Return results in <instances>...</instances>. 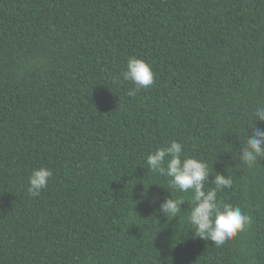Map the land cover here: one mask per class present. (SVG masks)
I'll use <instances>...</instances> for the list:
<instances>
[{
    "label": "trees",
    "instance_id": "obj_1",
    "mask_svg": "<svg viewBox=\"0 0 264 264\" xmlns=\"http://www.w3.org/2000/svg\"><path fill=\"white\" fill-rule=\"evenodd\" d=\"M129 56L154 72L135 97ZM257 105L264 0H0V264H264V160L237 156ZM172 138L253 218L223 247L193 236L187 201L157 211L167 178L145 156Z\"/></svg>",
    "mask_w": 264,
    "mask_h": 264
},
{
    "label": "clouds",
    "instance_id": "obj_2",
    "mask_svg": "<svg viewBox=\"0 0 264 264\" xmlns=\"http://www.w3.org/2000/svg\"><path fill=\"white\" fill-rule=\"evenodd\" d=\"M120 75L124 81L132 84L127 92L129 97H135L141 90L149 89L155 82L152 66L136 56L126 59ZM250 119L255 122L246 129L247 135L237 156L240 165L252 170L264 160V128H253L257 122H264V105H257ZM145 163L153 175L167 178V187L164 188L169 195L159 204L157 211L171 220L181 213L180 205L187 201L190 206L187 221L194 237L211 241L220 248L251 227L253 218L248 212L218 196V193L233 187L232 177L216 173L210 185L209 176L212 169L208 163L189 155L179 140L168 139L156 146L146 154ZM52 176V170L47 167L33 168L27 178L28 195L38 197L48 186ZM174 193H185L188 196L185 199L183 196H174ZM134 202L135 205L137 201ZM134 205L130 210V219L139 217L133 211Z\"/></svg>",
    "mask_w": 264,
    "mask_h": 264
}]
</instances>
